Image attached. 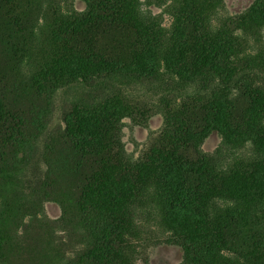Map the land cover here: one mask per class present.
I'll return each mask as SVG.
<instances>
[{"label":"trees","instance_id":"1","mask_svg":"<svg viewBox=\"0 0 264 264\" xmlns=\"http://www.w3.org/2000/svg\"><path fill=\"white\" fill-rule=\"evenodd\" d=\"M79 1L44 13L43 55L12 16L42 5L0 0V264H149L153 231L182 264H264V0L219 26L224 0ZM144 4L165 6L169 28ZM158 113L129 154L124 122ZM213 133L227 156L202 152Z\"/></svg>","mask_w":264,"mask_h":264},{"label":"rangeland","instance_id":"2","mask_svg":"<svg viewBox=\"0 0 264 264\" xmlns=\"http://www.w3.org/2000/svg\"><path fill=\"white\" fill-rule=\"evenodd\" d=\"M26 2V0H20L21 4L22 2ZM36 1V0H35ZM144 2L145 0H141ZM255 0H224L225 7L224 10L221 11L218 15H213V19L216 20L215 24L219 26L221 21L225 20L229 16H236L240 15L243 12H245L254 2ZM39 4L42 5L41 8L37 9V6L32 8L30 11V16L25 19L22 17L27 16V4L25 3L24 6H20L18 10H16L15 13L12 14L19 17V14L21 13V19L18 22L19 28H22V30L25 29L27 31V37L29 40V43L27 46H24L25 49H31L36 48L37 51L41 48L44 55V51L50 44V41L47 40V31H46V22L44 21V13H56L62 12L63 14L71 13L72 11L76 12H82L85 10V4L79 0H38ZM142 9L144 11H149L155 16L163 15L162 17V25L165 28H169V25L171 23V18L165 14V6L158 7L156 5L154 6H147L144 4L142 6ZM39 15V18H36ZM30 22L36 23V28L33 32H29L30 30ZM27 27V28H26ZM264 35V31H263ZM23 40V39H22ZM18 44L20 47L22 45ZM17 43V41H15ZM17 45V44H16ZM33 47V48H32ZM246 49L250 54L255 55L257 53L256 45H246ZM27 57L28 53L26 52ZM41 54L39 57H41ZM38 55V53H37ZM25 58V61L28 60V58ZM37 65L38 63L34 61ZM30 62L26 61V64L23 66V70L25 73L29 74L31 73L30 68ZM33 72V71H32ZM260 81L264 83V73L259 75ZM141 87L138 86L135 89H131L132 93V99L135 103L140 104L141 100L148 102L149 104H152V101L154 98H150V95H146V97L141 98L143 94L140 91ZM185 92L182 91V89H175V91H172V97L177 98L179 95L183 94ZM76 98V95L74 92H67L61 97L57 99V106L60 108V105L62 102L71 103ZM63 109V106H62ZM126 124L125 128L123 129L124 138L123 141L125 143L126 151L129 154H132L136 158L140 155V153L143 152L145 149L147 142L149 139H153L156 134H158L161 129L163 128V116L162 114L158 113L155 116H153L148 123V127H136L132 125L129 121L124 122ZM202 152L209 155H214L216 153H220L221 156H227L223 155L226 153V147L223 145V139L220 137L217 133H213L203 144L201 148ZM230 162H233L234 159L228 157ZM45 215L51 219V220H58L62 216V211L60 207L55 203H46L45 204ZM144 241L146 243H152L153 246H147V250L143 251L141 256L148 255L149 257V264H182L183 262V251L181 248L177 246H168L166 244H160L162 241H165L166 237L162 235V233L158 231H153L152 233H148L143 237ZM157 244V245H156ZM156 245V246H155ZM138 264H143V261H139Z\"/></svg>","mask_w":264,"mask_h":264}]
</instances>
